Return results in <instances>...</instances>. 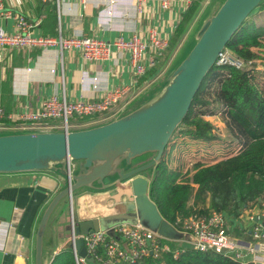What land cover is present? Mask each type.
Masks as SVG:
<instances>
[{
    "label": "crops",
    "instance_id": "crops-1",
    "mask_svg": "<svg viewBox=\"0 0 264 264\" xmlns=\"http://www.w3.org/2000/svg\"><path fill=\"white\" fill-rule=\"evenodd\" d=\"M158 1L144 0L142 10L138 12L134 7L136 1L115 0V3L111 5L112 13L108 14L106 0H87L86 2L83 0H48L47 2L2 0L3 9L10 10L14 14H21L35 24L32 28L34 35L70 37L81 33L109 42L118 37L129 39L132 35H136L147 40L148 32L155 28L167 39L168 46L156 57L154 66L148 67L138 78L133 76L126 51L113 50L107 60L86 61L77 49L64 50L61 54L55 47L0 49V106L4 109L5 115L10 116V118L5 116L0 119V135L34 131L26 128L29 123L20 119V114L37 111L41 102L52 95L59 98L65 96L70 101L79 99L93 101L99 100L106 89L113 90L118 86H128V90L107 111L90 117L77 116L71 130H78L100 124L92 123V121H100L103 117L106 118L104 122L111 121L118 115L135 109L137 107L135 105L139 106L155 93L157 94L161 90L157 87H161L163 76L168 72V67H165L172 58L171 55L169 58L165 56V53L172 40H175L176 26L191 0H173L170 8L166 10L159 6ZM205 2L206 0L202 2L185 32L176 38L179 44L176 46L172 65L195 40L192 36L206 16ZM256 8V11L252 13L254 22L252 20L248 23L256 27H264L260 24L262 17L264 18V7L261 5ZM0 26L6 31H13L14 17L0 16ZM150 50L146 52L147 57ZM251 50L257 53L255 47H251ZM161 56L167 57L166 63L157 66L158 58ZM255 59H257L258 68L264 65L260 56L257 55ZM54 68L55 71L52 73L51 69ZM84 77L89 79L96 77L100 88L91 89L88 85H84L82 83ZM44 122L59 124L60 120L59 123L52 119ZM201 141L204 140H199ZM239 148L240 145L234 153ZM202 155L206 156L207 160L201 159L197 162L208 166L224 157L210 160V155ZM148 160L150 159L142 163ZM77 164V161H71V166L77 167ZM61 165L59 163L55 168L49 169L0 172V264H35V241L40 218L52 198L67 185V178L61 172ZM114 179L115 177H107L104 183ZM95 186L79 188L73 192L71 199H68L70 216L76 224L98 215H114L119 205L127 203L133 197L132 189L126 181L107 189L99 188L98 184ZM194 186L197 187L195 184ZM73 203H77L75 210ZM191 204H193L192 199L189 202L188 213L194 208L199 211L210 209L208 196L203 202ZM65 206L66 198L56 205L46 222L42 240V264L46 257L47 264H50L54 255L71 243L70 217L69 219L66 217ZM257 211L258 205L255 202L237 217H229L228 229L233 239L252 241L249 232L251 223L247 222V216ZM171 244L181 248L190 247L179 241Z\"/></svg>",
    "mask_w": 264,
    "mask_h": 264
},
{
    "label": "water",
    "instance_id": "water-1",
    "mask_svg": "<svg viewBox=\"0 0 264 264\" xmlns=\"http://www.w3.org/2000/svg\"><path fill=\"white\" fill-rule=\"evenodd\" d=\"M262 1L224 0L203 23L195 44L172 72L170 80L162 87H166L165 93L156 101L152 102L163 89L130 112L88 128L0 135V172L49 169L61 163V172L67 178L66 187L52 198L40 218L35 264H42L43 232L53 209L62 199H71L75 190L96 187L95 184L107 189L126 181L132 189V199L119 205L116 214L107 217L119 220L132 216L163 237H180L149 198V178L141 173L161 158L219 54L243 20ZM149 102L152 103L146 106ZM145 153H154V156L132 167V159ZM47 160H53L51 165ZM71 161H77V167L71 166ZM107 177L115 179L104 183ZM104 217L84 219L73 227V245L80 256H86L82 232L98 230Z\"/></svg>",
    "mask_w": 264,
    "mask_h": 264
},
{
    "label": "trees",
    "instance_id": "trees-1",
    "mask_svg": "<svg viewBox=\"0 0 264 264\" xmlns=\"http://www.w3.org/2000/svg\"><path fill=\"white\" fill-rule=\"evenodd\" d=\"M203 1L191 0L188 8L182 13L174 32L175 40H172L165 53L168 58L176 53V46L179 44L176 38L185 32ZM261 5L264 7V2L258 6ZM247 19L248 16L225 47L234 57L244 61L257 57L251 47L264 46V27L251 25ZM195 42L196 39L181 54L178 62L185 58ZM166 58L159 57L157 66L165 64ZM261 74H264V71L255 68L238 69L232 65H214L204 78L186 116L169 138L161 158L141 173L150 178L148 196L168 222L174 223L179 214H187L191 199L194 203L192 205H196L208 196L210 209L224 210L234 215L242 213L257 201L264 188V81H259ZM214 83L213 91H209ZM203 85H207L206 94H212V99L208 95L210 100L200 99ZM211 102L223 107L227 126L238 138L240 148L211 166L196 162L192 174L186 180H178L180 172L169 166L170 147L176 138L182 135L198 140L215 139L216 135L209 133L212 131V125L204 119V115L220 112L221 107ZM203 106L204 109H201ZM165 256V264H255L233 259L230 255L199 252L190 247L177 259L172 258L170 253ZM145 262L158 263L154 259H147ZM50 264H75L72 246L59 250Z\"/></svg>",
    "mask_w": 264,
    "mask_h": 264
},
{
    "label": "built area",
    "instance_id": "built-area-1",
    "mask_svg": "<svg viewBox=\"0 0 264 264\" xmlns=\"http://www.w3.org/2000/svg\"><path fill=\"white\" fill-rule=\"evenodd\" d=\"M0 0V16L15 19L13 31H6L0 26V49L5 48H30L55 47L61 54L64 50L77 49L81 57L86 61H101L110 58L113 50L126 51L132 66L134 78L143 75L148 67L154 66L156 57L168 46V41L159 32L152 28L148 32L147 40L132 35L129 39L122 37L109 42L96 37H89L79 33L70 37L58 35L42 36L32 34L34 23L28 21L21 14H14L10 10L2 8ZM47 2L48 0H40ZM87 0H83L86 2ZM136 1L135 9L140 12L144 0ZM159 6L169 9L173 0H159ZM107 13H112V4L115 0H106ZM150 49H153L152 51ZM150 50L147 57L146 52ZM264 62V58H261ZM215 65H232L238 69H252L264 71V65L257 67V59L251 58L246 61L234 57L229 49H224L218 56ZM52 73L55 71L51 69ZM82 83L91 89H99V82L96 77L91 79L84 77ZM128 90V86H118L113 90H104L99 100H67L52 95L44 99L37 111H27L20 114V119L25 120L27 129L37 131H70L69 117H90L95 114L107 111L121 96ZM5 115L4 109L0 106V119ZM47 119L60 120L59 124L44 122ZM105 117L100 121L93 120L92 123H104ZM107 122V121H106ZM98 125V124H97ZM95 126V125H94ZM91 127V126H90ZM258 211L247 216V222L251 223L250 236L252 241L236 240L230 236L228 229L229 217L234 215L224 210L209 209L199 211L194 208L187 214H179L174 223H171L180 233L178 238L163 237L156 231L146 227L141 221L133 223L117 224L107 230L88 231L81 234L84 241L86 256H80L73 245L75 237L71 234L72 250L75 264H141L146 259H154L161 262V259L171 254L177 259L187 247H176L171 243L179 241L186 243L190 248L199 252H216L223 255H230L233 259L255 264H264V188L257 198ZM74 221L72 218V229ZM111 231L109 233L108 231ZM88 258H92L89 261Z\"/></svg>",
    "mask_w": 264,
    "mask_h": 264
},
{
    "label": "rangeland",
    "instance_id": "rangeland-1",
    "mask_svg": "<svg viewBox=\"0 0 264 264\" xmlns=\"http://www.w3.org/2000/svg\"><path fill=\"white\" fill-rule=\"evenodd\" d=\"M222 1L223 0H206V2H205L206 6L205 7L207 9V12H204L206 14V16L204 18L203 23L206 21V19L208 17H210L213 13H215V11H217V9L221 5ZM256 9L257 8H255V10H253L249 14V16H248L249 18L247 19L248 22L253 20L252 19L253 18L252 13L254 11H256ZM253 22H254V20H253ZM203 23H202V25H203ZM260 24L264 25V18L263 17H262V20L260 21ZM201 26L193 34L192 37L194 39H196L197 33H198L199 29L201 28ZM263 43H264V41H263ZM255 51L257 52L256 55L260 56L261 58L264 57V46L260 47V48L255 47ZM173 59H174V56H172L170 61H168L167 66L165 67V68L168 67V69H167L168 72L166 74H164V76H163L164 79L162 81L163 83H161V85H160L161 87H157V88L162 89V87L170 80L172 72L177 68V66L182 61L183 58L179 62L178 61L175 62L174 63L175 65L174 64L172 65ZM261 72H263V71H261ZM259 81L260 82L264 81V74H261L259 76ZM214 87H215V83L212 84V87L209 91H213ZM206 93H207V85H205V87L203 85L202 93L199 95L200 99H209V98L212 99L213 98L212 94L208 95ZM155 94L150 96L147 100L152 99L155 96ZM207 95L209 96V98L207 97ZM142 103H144V102H142ZM211 103L213 105H217V106L221 107L218 103H215V102H211ZM133 105L134 104H132V106ZM135 106L138 107V104ZM201 109H204V106ZM218 109H220V108H218ZM128 112H130V111H128ZM118 117H119V115H118ZM118 117H116V118H118ZM77 118L78 117L76 115L69 117V124H70L71 128L73 127V124L75 123ZM204 119L208 120L211 124H213L212 125V131H210L209 133H215L216 134V137L214 140H204V141L199 142L198 139H191V138H188L187 136L182 135V136H179L178 138H176L175 142L173 143V145L171 147L170 157H169V166L175 168L177 171L180 172V177L178 180H182V181L186 180L191 175V173L194 169V164L197 161H200L201 159L207 160L206 156H203L202 154L210 155V157H211L210 160L211 159L216 160V159H218L222 156H225L227 154L234 153V151L240 145L238 138H236L233 135V133L230 131L229 127L227 126L226 117L223 115V107H221L220 112H216L215 114H212V115H204ZM56 122L59 123V120H56ZM153 154L154 153H147V154L145 153V154H143L144 156L140 155V156L135 157L134 159H132L131 166L132 167L138 166V164L142 163L143 161H145L147 159H151ZM197 203H199V202H197ZM76 205H77V203H73L74 210L76 209ZM64 210H65V214H66L67 219H69V217H70V221H69L70 222V232L72 234V216H70V213H71L70 212V205H69L67 198H66V206H65ZM135 221H136V218L132 217V216L124 218V219H119V220H112L111 217L106 216L101 220L100 229L101 230H107L109 227L117 225V224H127V223H133ZM76 225L77 224L74 221V226H76ZM85 232L86 231H84L82 233L84 234ZM165 258H166V256L163 257L161 259V262L157 263V264H165ZM146 263L147 262H143L141 264H146ZM44 264H47V257L44 260Z\"/></svg>",
    "mask_w": 264,
    "mask_h": 264
},
{
    "label": "bare ground",
    "instance_id": "bare-ground-1",
    "mask_svg": "<svg viewBox=\"0 0 264 264\" xmlns=\"http://www.w3.org/2000/svg\"><path fill=\"white\" fill-rule=\"evenodd\" d=\"M163 89V88H162ZM165 90H166V87L160 92V94L155 98V99H153L152 100V102H154V101H156L157 99H159L164 93H165ZM152 102H149L146 106H148V105H150ZM52 161L53 160H47V164H49V165H51V163H52Z\"/></svg>",
    "mask_w": 264,
    "mask_h": 264
}]
</instances>
